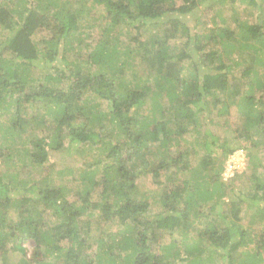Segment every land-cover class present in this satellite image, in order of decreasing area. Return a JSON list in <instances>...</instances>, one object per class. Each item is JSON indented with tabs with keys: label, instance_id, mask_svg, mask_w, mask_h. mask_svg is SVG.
<instances>
[{
	"label": "trees",
	"instance_id": "obj_1",
	"mask_svg": "<svg viewBox=\"0 0 264 264\" xmlns=\"http://www.w3.org/2000/svg\"><path fill=\"white\" fill-rule=\"evenodd\" d=\"M208 1L0 4L1 264H264V0H240L260 14L253 21L230 0L232 26L199 20L173 48L189 33L180 17ZM231 111L239 126L220 137L205 129L193 167L184 136ZM239 151L253 167L241 190L236 176L221 181ZM61 153L80 158L75 172L57 171L67 184L44 165ZM245 208L255 212L246 225Z\"/></svg>",
	"mask_w": 264,
	"mask_h": 264
},
{
	"label": "rangeland",
	"instance_id": "obj_2",
	"mask_svg": "<svg viewBox=\"0 0 264 264\" xmlns=\"http://www.w3.org/2000/svg\"><path fill=\"white\" fill-rule=\"evenodd\" d=\"M3 1H7V0H0V4ZM223 1L225 2L224 4H222ZM229 1L230 0H209L208 2H206L207 4L205 3L204 5L200 6L198 9H196L194 11V13L189 14V15H185V16H181L180 20L182 21V23H184L187 26V28H189L190 34L187 33L186 36L183 35V36L178 37L177 39L175 38L174 40H172L170 42V45L173 48H176L179 46L182 47L188 39H190V42H191L195 33L198 32V29L201 30L203 28H207V27L211 26V23H212L211 20L212 19H214L217 22L220 19H225L226 23L229 26H232L233 25V22L231 20L232 12H231L230 6L228 4V3H230ZM234 1L235 2L232 3V5L234 7H236V11H237L239 18L244 17L249 21L250 20L253 21V19H256L257 17H259L260 14L258 13V11H256V9L254 11L248 10L249 12H246L243 9L245 7V5H241L240 0H234ZM103 12H104L103 6H98V7H95L93 13H95L99 16L100 14H103ZM172 17H175V14L172 15ZM166 20H168V19L163 20L164 26L168 27L169 23H167V22L165 23ZM199 20H201V22L205 23L206 26H203V28H202V26L199 27L200 25L198 26V24H197L199 22ZM95 23H97V22H95ZM98 23H100V22H98ZM100 27H102V26H100ZM162 28H163V26H162ZM91 33H92L90 35L91 38H96V36H100V28L93 29ZM130 34H131L130 29L127 30L126 28H123V29L121 28L119 35L121 36L120 40H121L123 45H127L129 43L130 44L132 43L129 39V37H131ZM86 42L88 43L89 41L86 40ZM81 57H82V55H81ZM76 58H77V54H75V51L73 50V52H68L66 54H62L61 59L60 58L58 59V64H60V65H62V67H64L66 65L65 63H69L71 60H75ZM65 60H66V62H65ZM93 71H95V70H93ZM146 71H147V67L145 65H140V64L135 65V68L133 69V72L136 73L137 75L142 76L143 80H145ZM125 74L127 75L126 79H128V80L132 77L131 76L132 71L130 72L129 69H125ZM149 106H150V103L148 101L146 108H143V110L140 111V115L144 116V114L146 113ZM11 111H13V108L11 109ZM231 112H232V114L227 116L226 118H224V117L219 118L218 116L215 115V113H212V115H211L212 123L207 124V126L200 127V129H199L200 133H199V135H197L198 137H196L195 133L186 134L184 136L187 144L190 145V147H192V149L194 150L193 157H190V162H191L193 167L197 166L198 161L204 155L203 150L201 148V144L203 143L204 138H205V131H206L205 129H208L210 131L211 135L220 137V136H224L226 134L228 136L230 135L231 129L233 128V123L236 122V125H237L236 127L239 126V124L237 123V122H239L237 120V115L235 114V112H233V111H231ZM7 117H8V115L1 114L0 115V122H3L5 119H7ZM224 121L226 122L225 125L222 124ZM4 124H5V122L2 123V125H4ZM239 154L240 153L237 152L236 155H239ZM243 154L244 153H242V155ZM79 160H80V158L75 157L74 154L71 155L68 153H61V154H57L55 156H50L48 161L44 165L49 166L51 164H55L54 170H53V176L56 177V181L63 182V183L65 181L64 184H67L69 181V176H67V178L59 177L57 175V171L58 170L73 169V172H75V170H77V164H78L77 161H79ZM243 160L247 161V162L244 163V166L242 168H239L240 167L239 161H241V158H239V157L234 158V160H230L229 163H227L228 164L227 167L231 166V163H234L235 168L236 167L239 168L238 172L235 174V176L237 178L234 181L235 184L233 186H236V188H240V190L248 188L249 174L253 170V167H252L250 161L248 160V157H246L245 154L243 155ZM246 163H247V165H246ZM263 163H264V159L262 161V164ZM5 170H6V168L0 164V174H2V172H4ZM189 176H190V172L189 173L185 172L184 174L178 175V178H188ZM230 176H231V174H225V173L222 174L221 175V181L228 184L227 180L231 179V178H228ZM5 181H6V179H5ZM149 184H150V175L143 177L139 182V186L141 189H145V188L148 189ZM155 189H156V187H154V186L151 187V190L155 191ZM233 192H234L233 195L235 197H237V195L239 194L238 190L234 188ZM254 214H255V212L252 209H246V208L243 209L242 214H241V219L243 220V224L246 225L248 223V221L251 220V218ZM93 229L94 230H93L92 234H98V232L96 231L97 228L93 227ZM113 230H115V229H113ZM23 247H25V249L28 252H30L33 248V243L26 242L25 244H23ZM9 260L13 261V258H9L8 261ZM0 264H1V262H0Z\"/></svg>",
	"mask_w": 264,
	"mask_h": 264
},
{
	"label": "clouds",
	"instance_id": "obj_3",
	"mask_svg": "<svg viewBox=\"0 0 264 264\" xmlns=\"http://www.w3.org/2000/svg\"><path fill=\"white\" fill-rule=\"evenodd\" d=\"M238 153H240L239 155H236L237 153H235L232 157H230V159L226 162V165H225V168H224V171H223V174H231L230 177L228 178H233V176H235V174L238 172L239 168H242L244 166V160H243V155L242 153L239 151ZM241 158V161H239L240 163V167H236L235 169H233V171H227V163H229L230 160H234V158Z\"/></svg>",
	"mask_w": 264,
	"mask_h": 264
},
{
	"label": "built area",
	"instance_id": "obj_4",
	"mask_svg": "<svg viewBox=\"0 0 264 264\" xmlns=\"http://www.w3.org/2000/svg\"><path fill=\"white\" fill-rule=\"evenodd\" d=\"M233 169H235V165L234 163H231V166L227 167V171H233Z\"/></svg>",
	"mask_w": 264,
	"mask_h": 264
}]
</instances>
